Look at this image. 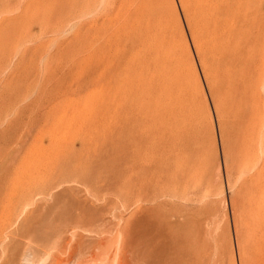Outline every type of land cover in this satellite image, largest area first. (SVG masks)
<instances>
[{
	"label": "rangeland",
	"instance_id": "rangeland-1",
	"mask_svg": "<svg viewBox=\"0 0 264 264\" xmlns=\"http://www.w3.org/2000/svg\"><path fill=\"white\" fill-rule=\"evenodd\" d=\"M0 210V264H264V0H0Z\"/></svg>",
	"mask_w": 264,
	"mask_h": 264
},
{
	"label": "bare ground",
	"instance_id": "bare-ground-1",
	"mask_svg": "<svg viewBox=\"0 0 264 264\" xmlns=\"http://www.w3.org/2000/svg\"><path fill=\"white\" fill-rule=\"evenodd\" d=\"M105 1V0H104ZM1 211V210H0ZM146 221V220H145ZM138 227V226H137ZM148 228V227H147ZM31 231V230H30ZM123 232V231H122ZM92 234V233H91ZM146 235V234H145ZM92 236V235H91ZM26 237V236H25ZM22 239V238H21ZM24 239V238H23ZM138 239V238H137ZM150 239V238H149ZM149 239L147 237H145V240L143 241L144 245L146 248H149L150 246V242H149ZM132 240V239H131ZM134 240V239H133ZM41 241V240H40ZM27 242V241H25ZM87 243V242H86ZM89 243V242H88ZM87 243V244H88ZM107 245H108V241L106 238H100L98 240H94L92 242H90L89 246V258L86 259V260H83V262H81V264H111L110 262V259H109V256L107 253H104L105 249L107 248ZM135 245V244H134ZM30 246V245H29ZM79 246H81V244H79ZM125 250L128 252L129 254V251H130V245L126 242V243H123L122 245ZM136 246V245H135ZM134 246V247H135ZM13 247V246H12ZM78 247V246H77ZM23 248V247H22ZM25 248V247H24ZM31 248V247H30ZM88 248V247H87ZM143 248V247H142ZM145 248V249H146ZM44 249V248H43ZM123 249V248H122ZM86 250V249H85ZM124 250V251H125ZM148 250V249H147ZM4 251V250H3ZM78 251V250H77ZM108 252V251H107ZM152 252V251H151ZM40 253V252H39ZM39 253H38V250L37 251H34V252H30L29 256H25L24 258V263H21V264H36L37 262V259L39 257ZM45 253V252H44ZM84 253V252H83ZM81 253V254H83ZM150 253V252H149ZM147 253V254H149ZM3 254V253H2ZM46 254V253H45ZM120 254V253H119ZM143 254V253H142ZM9 255V254H7ZM126 255V254H125ZM145 255V253H144ZM17 256V255H16ZM47 256V255H46ZM87 256V255H86ZM120 256V255H119ZM122 259L120 258L119 261L116 263V264H133V260L132 258L130 259L128 256V258L125 259L126 256H124V252L122 250ZM148 256V255H147ZM257 256V255H256ZM11 257V255H10ZM80 257V256H78ZM77 258V257H76ZM137 258V257H136ZM17 259V258H16ZM45 259V258H44ZM135 259V258H134ZM1 260V259H0ZM14 260H15V257H14ZM21 259H19L20 261ZM140 260V259H139ZM3 261V260H2ZM71 261V260H70ZM17 262V260H16ZM78 262V260H77ZM144 262V261H143ZM1 263V262H0ZM57 263V262H56ZM55 264V263H54ZM59 264V263H58ZM64 264V263H63ZM76 264H79V263H76ZM138 264V263H136ZM148 264V263H147Z\"/></svg>",
	"mask_w": 264,
	"mask_h": 264
}]
</instances>
